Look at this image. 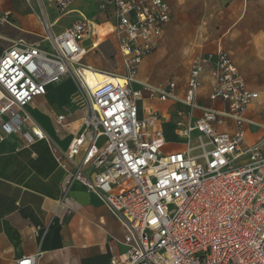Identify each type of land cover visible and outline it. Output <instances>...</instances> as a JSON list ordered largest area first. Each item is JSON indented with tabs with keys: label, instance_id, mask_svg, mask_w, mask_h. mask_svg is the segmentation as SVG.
I'll use <instances>...</instances> for the list:
<instances>
[{
	"label": "built area",
	"instance_id": "1",
	"mask_svg": "<svg viewBox=\"0 0 264 264\" xmlns=\"http://www.w3.org/2000/svg\"><path fill=\"white\" fill-rule=\"evenodd\" d=\"M75 1L53 4L63 14ZM100 8L103 21L83 17L60 34L39 14L40 40L0 50V143L9 135L26 146L47 141L65 171L64 188L78 182L102 199L126 230L125 250L111 252L110 264H264V125L259 140L247 142L248 125L255 124L248 113L256 103L264 111L260 92L247 86L228 51L195 57L181 101L191 119L196 110L202 116L182 130L186 150L166 153L163 116L141 117L139 103L145 90L160 101L174 99L177 84L143 85L138 72L157 50L171 7L166 0H102ZM112 41L120 72L86 64L90 49ZM87 67L104 80L90 83ZM207 67L210 102L222 108L198 104ZM66 79L90 109L83 130L63 150L28 107ZM66 119L59 115L56 123ZM40 255L15 264H37Z\"/></svg>",
	"mask_w": 264,
	"mask_h": 264
},
{
	"label": "crops",
	"instance_id": "2",
	"mask_svg": "<svg viewBox=\"0 0 264 264\" xmlns=\"http://www.w3.org/2000/svg\"><path fill=\"white\" fill-rule=\"evenodd\" d=\"M35 1L33 0L31 7ZM90 1L96 5L93 14H88L82 5ZM166 1L171 7V20L157 50L140 65L138 79L143 85L150 87L166 86L171 81L177 84L175 98L168 100L171 101L170 104L160 103V99L151 96L149 90L144 91L139 103L141 117H149L152 112L163 116L161 127L167 140L165 152L168 153L186 150L187 142L182 137V130L202 116V111L196 110L195 117L191 119L190 108L181 101L185 98L190 65L195 57L221 49L228 51L247 86L260 92V100H264V0ZM101 2L102 0L75 1L63 14L58 13L53 5L54 13L56 12L54 19L48 8L41 6L36 18L38 20V15L44 13L46 19L53 23L66 13L75 11L70 14L75 18L64 27V31L75 20L83 17L103 21L105 12L100 8ZM182 9H186L185 17H181ZM193 10H202L201 16L194 18ZM6 12L11 15V11H4V14ZM183 24L185 27H181ZM56 29L54 28L55 34ZM90 44L91 40H88L86 46ZM104 44L106 43L90 49L86 61L92 54L99 53V48ZM175 56L182 64L187 65V76L185 82L180 79L181 85L178 83L179 78H172L166 84L142 81L139 78L141 66L145 70V67L152 65L153 71L156 66L160 67L158 71L177 69L174 64ZM112 58L116 60L115 69L113 67L112 70L86 64L103 72H120L121 60L117 53ZM210 69L211 67H207L204 72L198 104L200 107L222 108L224 105L221 102H210L213 87ZM65 84L66 87L58 84L50 86L46 96L36 99L28 107L32 117L33 110H39L40 117H48L50 124H40L34 117L33 119L63 150L83 130V120L87 114L86 112L82 116L67 109L71 105L69 96L73 82L67 80ZM61 87L66 89L63 93L64 96L67 93L65 100L61 98ZM56 91H59L61 100H50ZM156 103L165 107L156 106ZM59 115L70 116V119H66L63 125H58L56 120ZM248 117L255 123L248 125L247 135V142L253 144L263 133L261 126L264 125V111L260 103L255 104ZM164 120L169 122L164 123ZM179 122H183L184 126L181 127ZM167 123L174 128L179 138L178 148H169L173 142L165 130ZM63 132L67 135L64 136ZM64 178L65 171L57 164L47 141L26 146L20 136L9 135L0 143V264H15L19 258L37 253L41 254L37 264H110L111 252L121 253L125 250V227L102 199L78 182L65 189Z\"/></svg>",
	"mask_w": 264,
	"mask_h": 264
},
{
	"label": "rangeland",
	"instance_id": "3",
	"mask_svg": "<svg viewBox=\"0 0 264 264\" xmlns=\"http://www.w3.org/2000/svg\"><path fill=\"white\" fill-rule=\"evenodd\" d=\"M53 0H36L33 4V7L29 6L24 0H0V49L4 50L13 44L14 41H25L27 43L36 42L41 39V35L44 34L43 25L37 20L36 13L40 12V7L46 6L51 13V18L54 19L56 12L54 13L53 8ZM83 7L86 9L88 14H93L96 10V5L93 1L83 3ZM75 6V5H74ZM11 11V15L6 17L4 11ZM202 10H193L195 14L194 18L201 16ZM72 12L70 11L63 15L58 21L53 22V27L57 28L55 32L60 33L64 27H66L72 20L75 18L74 15H70ZM191 12V10H190ZM181 17L186 16V9L181 10ZM53 21V20H52ZM185 27V24L181 25V27ZM115 41L104 44L99 48V53L92 54L87 58V63H91L96 65L103 70H112L113 67L115 69L116 60L112 57L116 54ZM176 61L174 64L177 66V69L171 71L169 69L159 70V66L155 67V70H151L152 65L140 69L139 78L142 81H149L156 84H166L172 78H179L178 83H180V79L185 82V78L187 76V65L181 63L180 60H177V56H175ZM68 79L64 80L59 86L66 87L65 82ZM56 85V86H58ZM60 88L59 91L61 93L62 100L67 99L64 96L65 88ZM59 91L54 92V97L50 100H61L59 97ZM75 91L74 95L72 93ZM72 93L69 96L71 100V105L67 106V109H71L78 114L84 116L86 112L90 109V103L84 97L81 91H76L74 84ZM174 101V100H173ZM204 102V100H200ZM171 101H161L162 104H170ZM162 104L156 103V106L164 108L165 106ZM39 110H33V117L40 123L43 124L45 122L49 123L48 117H40L38 116ZM67 119H70V116H67ZM169 122L168 120H164V123ZM166 133L169 134L172 139V144L169 148H178L180 146V141L178 136L175 134L174 128L167 123L166 124ZM63 135H67L66 132H63Z\"/></svg>",
	"mask_w": 264,
	"mask_h": 264
},
{
	"label": "bare ground",
	"instance_id": "4",
	"mask_svg": "<svg viewBox=\"0 0 264 264\" xmlns=\"http://www.w3.org/2000/svg\"><path fill=\"white\" fill-rule=\"evenodd\" d=\"M98 74V73H97ZM99 76H95V72L91 68H85V77L90 83L100 82L104 80V73H99ZM72 81L71 79H68ZM73 82V81H72ZM74 84V83H73ZM75 91L72 93L74 95Z\"/></svg>",
	"mask_w": 264,
	"mask_h": 264
}]
</instances>
